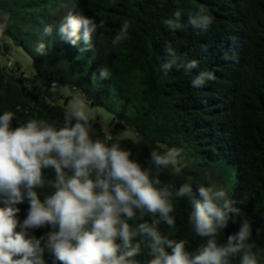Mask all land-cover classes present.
I'll return each instance as SVG.
<instances>
[{"label":"trees","instance_id":"1","mask_svg":"<svg viewBox=\"0 0 264 264\" xmlns=\"http://www.w3.org/2000/svg\"><path fill=\"white\" fill-rule=\"evenodd\" d=\"M68 5L73 14L102 25L87 50L82 40L72 46L58 36ZM201 8L211 18L206 29L187 23ZM176 11L181 13V27L173 30L165 20ZM125 20L130 24L127 39L114 45ZM49 27L50 33L45 31ZM41 43L44 48L37 52ZM12 45L22 48L34 66L31 78L19 68H0V115L13 112V127L30 119L61 127L66 111L47 97L44 88L80 90L92 105L114 115L116 128L137 135L136 140H119L89 120L93 139L118 143L153 174L157 170L152 151H180L181 171L176 174L171 166L160 170L161 186L170 185L173 192L185 183L194 192L201 185L223 188L240 215L237 223L230 221L218 234L217 242L225 244L228 235L238 231L239 221L247 218L253 229L248 243L264 264V0H0V56ZM169 47L174 52H168ZM172 57L176 64L165 74L161 65ZM193 60L198 66L188 71L185 66ZM102 70L107 77L101 78ZM201 72L214 78L193 87ZM44 178L54 180V171L45 169ZM36 191L43 201L54 189L46 183ZM173 203L174 226L163 221L156 226L169 239L186 241V249L193 252L206 239L189 223L188 198ZM29 206L27 200L17 205L21 222ZM156 219L137 213L128 223L135 227ZM51 230L45 226L30 230V235L40 238ZM141 240L136 237L133 243ZM44 259L54 264L47 249ZM135 259L140 264L151 259L145 243ZM240 259L231 257L230 264H240Z\"/></svg>","mask_w":264,"mask_h":264},{"label":"clouds","instance_id":"2","mask_svg":"<svg viewBox=\"0 0 264 264\" xmlns=\"http://www.w3.org/2000/svg\"><path fill=\"white\" fill-rule=\"evenodd\" d=\"M187 23L206 29L211 18L201 8ZM165 25L179 29L181 13L176 11ZM98 27L102 25L69 12L57 33L72 46L82 40L87 50ZM129 27L125 20L114 45L127 39ZM45 31L50 33L51 28ZM43 48L41 43L36 51ZM167 51L174 52L170 47ZM174 64L172 57L161 70L166 74ZM197 66L193 60L185 67L191 71ZM107 76L102 70L101 78ZM213 78L212 73L201 72L192 85L200 87ZM14 116L10 111L0 115V264H46L45 249L54 256V264H140L135 257L141 254V243L151 257L147 264H230L237 255L240 264H259L251 251L254 245L248 243L253 232L249 219L239 221L238 231L228 235L225 244L217 242L218 234L230 221L237 223L240 215L223 188L201 185L194 192L185 183L173 192L170 185L161 186L160 170L171 166L174 173L181 171L178 149L152 151L157 170L153 174L118 143L92 138L88 107L80 97L73 99L61 127L38 119L13 127ZM45 169L54 171V180H45ZM46 183L54 192L41 201L36 189ZM185 197L192 208L189 223L197 236L206 239L193 252L186 249V241L169 239L156 226L161 221L174 226L173 200ZM25 200L30 206L21 222L17 205ZM137 213L159 219L132 227L128 221ZM45 226L52 229L45 236L30 235V230ZM136 237L143 240L134 244Z\"/></svg>","mask_w":264,"mask_h":264},{"label":"rangeland","instance_id":"3","mask_svg":"<svg viewBox=\"0 0 264 264\" xmlns=\"http://www.w3.org/2000/svg\"><path fill=\"white\" fill-rule=\"evenodd\" d=\"M70 5L64 10V12H71ZM0 68H4L7 71L15 70L19 68V72L26 78H31L34 75V66L32 58L20 47L12 45L9 48L8 54H1L0 56ZM44 93L47 97L56 105L68 111L72 105V101L75 97H80L84 100L88 107L89 120L98 122L102 129L108 134L113 135L116 139H132L136 140L137 135L134 131L128 128H116V122L114 115L108 112L105 108L100 106H94L89 100H87L82 92L78 89L68 86H52L44 88Z\"/></svg>","mask_w":264,"mask_h":264}]
</instances>
